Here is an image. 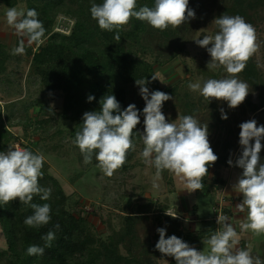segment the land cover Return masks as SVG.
<instances>
[{"label":"trees","instance_id":"1","mask_svg":"<svg viewBox=\"0 0 264 264\" xmlns=\"http://www.w3.org/2000/svg\"><path fill=\"white\" fill-rule=\"evenodd\" d=\"M19 1L0 0L2 6L6 8L16 7ZM93 2L101 4L103 0H24L25 8L35 9L38 19L43 22L46 29L45 42L34 50L29 49L25 54L29 64L28 74L37 79L39 87L45 93L62 95L60 116L74 122L70 137L75 140V133L80 130L83 122V114L86 111L99 110V102L106 95L113 94L123 111L132 102L131 94L138 86L135 80L143 78L151 81L146 85L150 92L159 90L172 96L175 101L181 102L179 116L192 115L196 118L198 113L202 112L206 118L196 119L201 124L207 123L208 132L215 133L220 130L225 119H221L222 104L216 99H210L208 103V100L201 96L197 101H193L186 95H179L175 88L159 87L156 79L152 80L154 65L161 66L183 53L185 45L183 36L186 29L191 26L192 19L179 27L169 26L161 31L153 28L146 21L132 18L120 29L107 31L102 30L97 21L91 17L90 7ZM154 3L155 0H137V10L145 5L154 7ZM201 3V0L198 3L197 0H189L188 4L193 10L199 12L202 9L199 10ZM263 10L264 0H222L219 3L217 15L218 17L239 15L257 28L259 25L264 27V14L261 15ZM58 15H64L73 20L68 35L52 32L53 22ZM117 31L120 35L119 42L114 39ZM262 31L264 32V29ZM127 41L138 45L139 55L134 56L127 50ZM6 53V46L0 43V73L4 71ZM210 78L218 79L213 74ZM237 78L249 85L248 96L237 108L243 113L246 108L248 114L264 110V98L259 97V94L257 104L250 101L251 94L258 92L261 82L257 65L252 57L248 60L245 69L237 74ZM89 95L95 97L91 102L87 100ZM36 106L44 112V117L39 119V112H37L34 130H45L52 123L51 110L46 103L39 102ZM172 107H177L175 102L172 103ZM225 127L226 125L224 130ZM143 131L144 124L141 122L133 130L132 139L135 149L129 150L126 163L115 172L126 173L131 169L130 161L138 144L142 141ZM239 132L240 128L237 130L236 127L227 126L226 137L220 143L213 145L212 149L218 159L208 168V175L203 177L202 181L204 187L196 190L197 192L212 196L216 185L221 188L225 186V182L214 171L212 174L210 172L218 166L230 168L227 163L230 155L241 150ZM57 133L62 135L61 130ZM230 137H233L235 141H230ZM10 138V134L1 129L0 151L9 149ZM74 146L83 159L79 148L75 144ZM29 150L37 153L33 148ZM262 155L264 156V152ZM89 164L99 168L95 156ZM42 173L39 184L41 187L51 188L50 198L45 201L36 195L31 203L50 205L51 219L48 224L36 228L27 226L24 221L34 214V209L18 199L7 204L0 203V230L3 232L6 243L4 252L7 257L6 264H157L154 261L157 257H169L170 264H176L173 257L165 256L155 249L159 239L157 228L166 229L165 238L176 235L192 247L206 244L205 241L215 232L213 229L208 232L185 230L182 216L177 215L174 218L164 214L170 210L168 205L155 207L149 203L136 208V212L118 215L122 222L118 230L111 228V224L107 221L110 228L109 235L105 239L96 237L86 218L82 216L81 210L73 214L67 209L69 197L64 194L58 181L47 172L45 163ZM167 173V170L162 172L163 179H167V182L171 184L172 181L168 179ZM223 212L226 213V211ZM205 219H201V223H205L207 220ZM142 220L151 222L155 228L150 239L141 240L138 236L136 225ZM57 224L58 229L55 227ZM49 231L55 233V240L50 247H46L42 237ZM31 245L44 247V254L28 255L27 248Z\"/></svg>","mask_w":264,"mask_h":264},{"label":"clouds","instance_id":"2","mask_svg":"<svg viewBox=\"0 0 264 264\" xmlns=\"http://www.w3.org/2000/svg\"><path fill=\"white\" fill-rule=\"evenodd\" d=\"M188 3L189 0H155L154 7L145 5L137 10V0H103L101 4H91L90 14L102 30H118L136 18L163 31L169 26L179 27L195 19V12L189 9ZM5 16L7 24L20 37L18 46L12 49L13 55H23L26 44L39 46L44 43L46 29L35 9L10 7ZM215 24L219 31L214 36L205 35L202 39H196L195 43L206 48L210 54L208 68L223 66L229 76L209 78L202 84L191 83L189 88L199 91L208 103L210 99H216L227 102L229 108H236L249 94V85L238 79L237 74L245 69L248 60L259 49L256 29L239 15L220 16L215 18ZM114 39L120 41L119 31ZM155 79L152 76V80ZM135 83L145 102L142 113L144 131L141 135L144 147L141 155L146 164L155 167V180H160L162 172L167 170L178 177L189 192L201 190L204 187L203 177L208 175V168L218 159L210 146L207 123L201 124L192 115L180 116L178 122L167 120L162 108L172 96L159 90L150 92L146 85L151 81L145 78L135 80ZM93 99L95 97L92 95L87 97L88 102ZM99 103V110L83 114V122L73 142L83 155L85 164L91 163L95 156L97 167L111 177L126 163L129 150L135 149L132 137L133 130L140 123V113L135 104H129L121 111L113 94L102 97ZM220 112L221 119L228 118L222 108ZM239 128L241 153L235 160V166L243 171L234 187L243 199L236 209L239 212L247 210V221L241 222L240 229L241 232L251 230L255 235H261L264 234V163L261 162L260 153L264 148L261 143L264 140V125L258 126L257 121L251 119L241 123ZM44 160L42 153H33L18 145L14 149L0 151V203L7 204L18 199L30 205L34 214L28 216L24 223L34 228L48 224L51 219L49 204L31 203L36 195L45 201L51 195V188L39 184ZM227 163L233 166L232 159ZM153 187L158 188L159 185L154 181ZM227 221L225 215L217 216V224L222 227L205 241L207 251L196 250L176 235L165 238V228H157L159 239L155 249L173 257L176 264H264V260L251 254L250 248L238 247L240 234ZM55 227L58 229L59 225ZM42 239L45 246L50 247L55 233L49 231ZM27 254L43 255L44 247L31 245L27 248ZM164 262L167 264V261Z\"/></svg>","mask_w":264,"mask_h":264},{"label":"rangeland","instance_id":"3","mask_svg":"<svg viewBox=\"0 0 264 264\" xmlns=\"http://www.w3.org/2000/svg\"><path fill=\"white\" fill-rule=\"evenodd\" d=\"M199 1L197 0V3ZM201 2L199 10L202 9L199 12L193 10L188 4L189 9L195 12V19H192L191 26L186 29L183 36L185 43L183 53L161 66L154 65V76L157 78L159 87L175 88L179 95H186L193 101H197L202 95L199 91H192L189 84L196 82L202 84L210 78L211 74L216 75L218 79L229 76L223 66L215 69L208 68L207 64L211 61L210 54L206 48L195 43L196 39H202L205 35L214 36L219 31L215 18H218L217 12L222 0H201ZM19 6L25 7L24 0L19 1L16 7ZM7 9L0 2V43L6 46L7 52L4 71L0 73V131L4 129L10 134L9 148L17 143L22 148H33L36 152L43 154L47 172L58 181L64 194L69 197L67 209L70 212L76 214L81 210L82 216L91 226L92 233L102 239L110 233L107 221L111 224V228L118 230L122 224L118 215L136 212V208L149 203L155 207L168 205L170 210L164 214L182 216L185 230L205 232L212 229L220 230L222 226L217 224V216L223 214L228 217L227 222L231 223L240 234L238 247L250 248L254 257L258 256L264 260V234L255 235L251 230L241 232L240 229L241 222L247 221V210L239 212L236 209V205L241 203L243 196L234 187L243 171L235 166V160L241 150L230 155L233 166L229 169L218 166L211 170L210 174L214 171L225 182L222 188L215 186V193L212 196H205L196 190L189 192L186 185L169 171L167 175L172 181L171 184L167 182V179H163V174L162 178L156 181L154 166L146 164L141 155L144 147L143 141L138 144L130 161L131 169L126 173L115 172L113 176L108 177L100 168L85 164L74 146L73 138L70 137L74 122L67 121L60 116L62 95L45 93L39 87L37 79L28 74L29 64L25 54L29 49L34 50L38 46L26 44L23 55L12 54V49L18 46L20 37L16 35L15 29L7 24L5 16ZM263 14L264 10L261 12V15ZM72 25V19L58 15L53 22L52 32L68 35ZM255 29L259 49L252 59L257 65L261 82L258 92L251 94L250 101L257 104L258 94L259 97L264 98V32L262 31L264 27L259 25ZM126 48L134 56L140 53L138 45H133L131 41L126 42ZM131 99V104H135L140 113L141 123L144 120L142 113L145 102L139 95V86L134 88ZM216 101L222 104L221 108L227 114L228 118L224 120L226 127H236L238 130L241 123L251 119H255L258 126L264 125L263 109L255 114H248L246 108L243 113L237 107L229 108L225 101ZM39 102L46 103L51 110L52 123L45 130H34L37 112H39V119L44 117V112L36 106ZM173 102L177 107H172ZM180 103L174 98L165 103L162 112L167 120L178 122L181 112ZM196 118L204 120L206 117L201 112ZM224 125H221L220 130L215 133H209L208 139L211 147L226 137ZM58 130H61L62 135L57 133ZM229 139L235 141L233 137ZM261 143L264 144V140ZM263 152L264 148L260 153L262 163L264 162ZM154 181L159 185L158 188L153 187ZM203 218L207 219L205 223H201ZM136 229L141 240L149 238L155 231L151 222L146 220L140 221ZM194 248L198 251H207L208 245L201 244ZM5 249V238L0 230V264H6ZM164 260L170 264L171 258H154L157 264H165Z\"/></svg>","mask_w":264,"mask_h":264},{"label":"built area","instance_id":"4","mask_svg":"<svg viewBox=\"0 0 264 264\" xmlns=\"http://www.w3.org/2000/svg\"><path fill=\"white\" fill-rule=\"evenodd\" d=\"M17 145L20 146V144H17V143H16V144L11 145V147L14 149ZM20 147H21V146H20Z\"/></svg>","mask_w":264,"mask_h":264}]
</instances>
